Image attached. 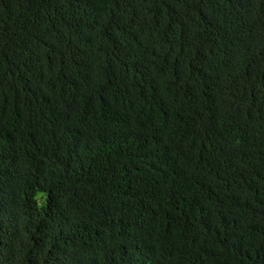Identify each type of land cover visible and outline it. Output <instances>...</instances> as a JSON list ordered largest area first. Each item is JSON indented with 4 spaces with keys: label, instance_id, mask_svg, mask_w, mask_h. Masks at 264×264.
Listing matches in <instances>:
<instances>
[{
    "label": "trees",
    "instance_id": "obj_1",
    "mask_svg": "<svg viewBox=\"0 0 264 264\" xmlns=\"http://www.w3.org/2000/svg\"><path fill=\"white\" fill-rule=\"evenodd\" d=\"M0 264H264V0H0Z\"/></svg>",
    "mask_w": 264,
    "mask_h": 264
}]
</instances>
